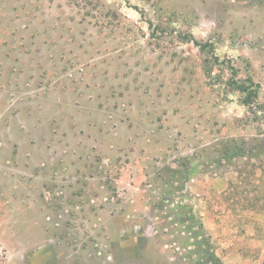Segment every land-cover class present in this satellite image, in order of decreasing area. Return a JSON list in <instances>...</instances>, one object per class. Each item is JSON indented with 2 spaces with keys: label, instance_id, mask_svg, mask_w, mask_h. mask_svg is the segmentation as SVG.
<instances>
[{
  "label": "rangeland",
  "instance_id": "374dc122",
  "mask_svg": "<svg viewBox=\"0 0 264 264\" xmlns=\"http://www.w3.org/2000/svg\"><path fill=\"white\" fill-rule=\"evenodd\" d=\"M229 63L264 109V0H0V264H193L182 203L259 264L264 115Z\"/></svg>",
  "mask_w": 264,
  "mask_h": 264
},
{
  "label": "trees",
  "instance_id": "16d2710c",
  "mask_svg": "<svg viewBox=\"0 0 264 264\" xmlns=\"http://www.w3.org/2000/svg\"><path fill=\"white\" fill-rule=\"evenodd\" d=\"M182 39L191 41L195 46H197L199 49H204L205 46L209 45L206 42H199L196 38L193 37L191 34H185L182 36ZM210 46V45H209ZM212 50V49H211ZM213 55V54H212ZM213 63H219V59L217 56L213 55ZM212 65V64H211ZM209 68V67H208ZM228 68L231 71V77H230V84L234 85L235 88H237L239 91L244 93L242 102L246 106L250 107L253 112H260L261 115H264V109L260 107V109L256 110L254 109V102L255 98L258 93L259 84L254 82L251 78H247L244 82H238L235 79V68L229 63ZM207 74H210V69H207ZM248 82V83H246ZM189 170H180L176 171V174L179 177H185L188 175ZM171 186V185H170ZM184 186V183L182 182L179 185V189ZM177 208L179 209V215L184 217L180 218L181 223H186L185 226V233L186 237L185 240L186 243L184 244L186 247L192 246L193 249H189L188 253V260L190 262L191 258L194 256L193 264H223L222 260L218 255H216L209 247L208 239L206 238V235L201 231H193V224H194V212L192 209V206L188 203L181 205H177ZM199 225L202 229V224L199 222ZM199 230V229H198Z\"/></svg>",
  "mask_w": 264,
  "mask_h": 264
},
{
  "label": "crops",
  "instance_id": "0c3cea01",
  "mask_svg": "<svg viewBox=\"0 0 264 264\" xmlns=\"http://www.w3.org/2000/svg\"><path fill=\"white\" fill-rule=\"evenodd\" d=\"M253 238H251L252 240ZM261 259H264V242H263V246L261 248V254H260V257H259V264H262V261Z\"/></svg>",
  "mask_w": 264,
  "mask_h": 264
}]
</instances>
